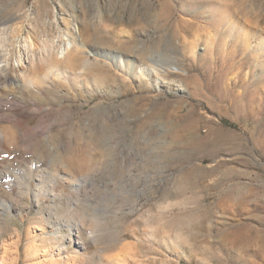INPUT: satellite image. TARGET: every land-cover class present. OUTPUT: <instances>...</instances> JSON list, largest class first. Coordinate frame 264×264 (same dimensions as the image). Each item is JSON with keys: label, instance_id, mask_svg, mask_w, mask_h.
Returning a JSON list of instances; mask_svg holds the SVG:
<instances>
[{"label": "rangeland", "instance_id": "374dc122", "mask_svg": "<svg viewBox=\"0 0 264 264\" xmlns=\"http://www.w3.org/2000/svg\"><path fill=\"white\" fill-rule=\"evenodd\" d=\"M0 62V264H264V0H0Z\"/></svg>", "mask_w": 264, "mask_h": 264}, {"label": "bare ground", "instance_id": "6f19581e", "mask_svg": "<svg viewBox=\"0 0 264 264\" xmlns=\"http://www.w3.org/2000/svg\"><path fill=\"white\" fill-rule=\"evenodd\" d=\"M72 45H73V42H72V41H68V47L66 48V47H65L66 45L64 46L65 48L62 49V54H61V56L64 55V53H67V52H68V49L71 48ZM2 62H3V61H2ZM0 65H2L1 62H0ZM18 67H19V66H18Z\"/></svg>", "mask_w": 264, "mask_h": 264}]
</instances>
